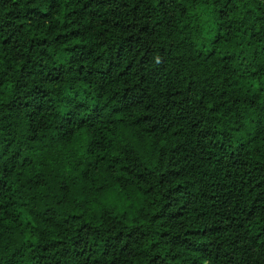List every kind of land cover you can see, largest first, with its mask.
Masks as SVG:
<instances>
[{"label": "trees", "instance_id": "16d2710c", "mask_svg": "<svg viewBox=\"0 0 264 264\" xmlns=\"http://www.w3.org/2000/svg\"><path fill=\"white\" fill-rule=\"evenodd\" d=\"M0 264H264V0H0Z\"/></svg>", "mask_w": 264, "mask_h": 264}]
</instances>
